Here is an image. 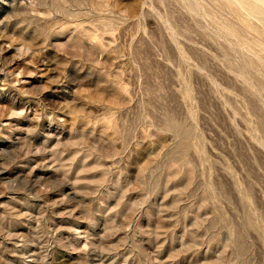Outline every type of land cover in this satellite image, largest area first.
<instances>
[{
    "label": "rangeland",
    "instance_id": "obj_1",
    "mask_svg": "<svg viewBox=\"0 0 264 264\" xmlns=\"http://www.w3.org/2000/svg\"><path fill=\"white\" fill-rule=\"evenodd\" d=\"M0 264H264V0H0Z\"/></svg>",
    "mask_w": 264,
    "mask_h": 264
}]
</instances>
